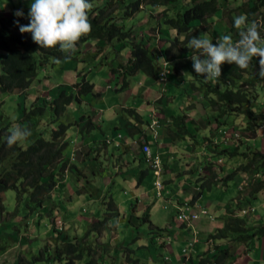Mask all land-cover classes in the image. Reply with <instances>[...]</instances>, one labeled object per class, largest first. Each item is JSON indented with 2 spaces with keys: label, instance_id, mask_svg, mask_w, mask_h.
<instances>
[{
  "label": "rangeland",
  "instance_id": "1",
  "mask_svg": "<svg viewBox=\"0 0 264 264\" xmlns=\"http://www.w3.org/2000/svg\"><path fill=\"white\" fill-rule=\"evenodd\" d=\"M134 1L136 0H121L120 3L115 4L112 16L117 27L133 32V38H115L112 43H101V50L94 43L93 45L91 43L92 48L90 49L88 45L84 44L81 48L84 53L79 56V59L70 62L60 60V63H56V59L52 58L51 64L39 71L36 82H41L40 84L47 88L46 92L42 90L47 100L59 96L66 87L72 89L74 81L75 84L80 83L84 76L94 85L93 95L86 96L90 105L83 106L82 110L86 108L89 109L88 113L95 112V116H97L96 130L90 134L93 136L88 135L90 137L85 140V144H88L89 138H92L94 145L106 138L114 139L115 127H123V122H127V120L139 127L141 125L136 124L138 119L152 124L156 113L159 114L156 117H160V111L154 112V107L148 102H154V97L159 95H166L170 98L174 96L173 106L178 108L180 113L176 114V117L184 116V112L189 110L188 91L196 102V106L200 107L201 112L207 116L203 118L207 125L209 121L216 124L215 116H219V110L216 107H208L207 102L202 101L201 94L192 88L196 77L191 72L193 67L191 63L189 66H185L187 62L177 65L172 59V70L176 65L182 66L180 67L182 76L179 78L180 85L171 87L168 94H166L167 88L164 91L162 88L166 84L159 86L154 82L155 80L154 83L148 80V76L144 73H140L139 78L136 77L137 74L127 76L128 79H126L127 77L124 79V75L118 73L121 70L120 67L127 66L131 60L132 42L145 43L146 45L147 42L143 36L148 41V32L153 31L151 32L153 35H157L156 29L160 32L159 48L152 45L148 47L155 56H159L162 60L169 59L167 49L170 46L168 43L170 40L180 39V36H183V40L180 41H184L187 37L185 33L173 34L175 30L166 24V16L162 14L165 7L145 6L134 16L129 17L127 9L123 7ZM219 1L222 2V0ZM33 2L34 0H0V18L14 15L17 10H22L24 16L28 17ZM244 2L245 0H229L224 11L212 17L211 22L214 24L208 26L206 31L203 28L197 29L193 36L199 37L206 33L214 43V35L218 39L228 32V29L232 27L231 20L242 15L243 10L237 8ZM232 9L234 11H231ZM239 31L230 34L236 41L239 39ZM153 39L157 38L153 37ZM3 53L6 55L4 51L0 50V59L4 57ZM184 55L192 57L196 54L186 53ZM34 57H38V55L34 54ZM162 60L157 59V62L161 63ZM253 63L254 65L259 64V61L254 60ZM256 66L258 65L251 67V74L255 77L258 76L259 71ZM73 67H83L81 70H84L73 76L71 73ZM114 70L117 73H114ZM63 71H65L63 73L65 80H59V74ZM186 72L189 74L185 76ZM2 73L3 69L0 66V77ZM125 80L128 81L127 84H125ZM200 83L199 80L197 84ZM117 85H119L118 90L116 89ZM34 87H37L36 83ZM38 92L40 93L41 89L38 88ZM259 93L260 96L250 104V107L252 106L256 111L264 114V90ZM28 95L34 96V92L29 90L25 95L24 92L16 91L3 94L0 91V122L2 118L4 125L9 124L10 128L15 126L23 116V108L28 109L34 105L35 100ZM168 102L167 100L166 103ZM37 104V106H42L43 101H38ZM137 105L139 113L134 116L129 110H135ZM182 108L183 110H181ZM82 110L79 104H73L69 107L66 116L57 123L53 122L55 119L52 111L47 110L43 117H37L33 121L37 126L33 128L30 139L21 145L25 148L28 147L40 133H43L44 138L50 139V132L52 129L58 128L60 123L72 124L66 135V139L71 145L65 155H70L69 152L76 147L78 138L76 126L73 125L74 118L76 114H82ZM131 116H134V119ZM238 118L240 121L238 127L244 128L241 121L246 123L247 118L240 116L235 120ZM222 121H224L223 118ZM262 122L264 128V121ZM220 124L219 128L216 125L213 126L212 130L214 129V131H205L212 143L209 146H206L203 141L205 132H201L193 138L191 137L192 132L190 133L188 130L186 139L179 142L182 145L192 143L196 150L193 153L185 152L184 155L176 156L175 168L172 164L173 170L171 172L165 170L160 178L155 176V170L151 165L143 159L135 160L133 157H128L129 161L127 159L124 163L121 162L119 156L113 159L112 155L109 158L104 155L101 162L99 163L97 160L93 166L91 164H84V166L76 164L72 170L69 169L68 172L71 173L63 174V182L61 181L58 185L60 189L64 181L68 183L71 181V184L75 185L77 189L75 199L72 202L71 196H67L65 197L67 198L66 202L62 197L60 204L57 203L58 207L53 208V211H60L54 216L50 215L49 205L52 203L50 195L46 197L44 207L42 206L43 208L38 210L35 209L28 195L18 203L15 191L10 190L2 193V204L0 202V264H21V260L25 264H71V262L74 264H191V262H184L185 256L193 257L197 262L198 256L209 250L207 243L212 247L215 246L210 237L215 232L210 233V231L215 226H219L225 216L219 211L215 221L209 220V217H203L201 220L187 221L183 224L178 220L179 214L187 212V210L200 213L205 209L212 211L221 207H229V204L236 210L237 216L248 220L255 228H260L264 224V191L255 195L257 199H253L249 193L250 190L257 188L256 184L261 182V178L264 179V175L262 172H256L254 167L251 172L243 174L241 167L252 164L264 166L262 159L254 161L257 153L264 152V129L261 130L257 138H249L239 130L234 131L235 135L226 132L227 137L225 138H222L224 136L221 134L219 141H215L213 136L222 132V129L228 128L223 126L220 129L224 125L221 122ZM178 125H175L176 132L185 131L183 127L180 131L177 128ZM196 126L198 125L195 122L194 127L196 128ZM228 129L230 130V128ZM177 145L173 144L171 151ZM214 145L219 151L235 152L238 150L241 155L236 157L216 155L210 149ZM98 150L101 151V148ZM112 151L113 147H110V152L113 153ZM244 154H248V158H245ZM162 158L165 162L169 161L165 154ZM251 159L254 161L252 164ZM206 167L209 168L206 169ZM247 168L249 169V167ZM261 169L263 170L262 167ZM1 170L2 166H0V173ZM86 174L87 180L82 178ZM218 177L224 182L220 181ZM158 179L163 184L161 197L154 185ZM142 181H144L143 186ZM58 188L57 190H59ZM78 190L82 192L78 193ZM237 199L242 202L239 204ZM250 203H253L255 210L253 209L252 213L248 215H243V210L250 209ZM224 214L227 215V212ZM53 218L56 225L52 223ZM261 219L263 223L259 221ZM99 221L101 224L95 226V223ZM204 226H208L209 230L206 232L203 229L200 235L199 230ZM195 232L199 233L197 237L194 235ZM195 239H199V242L192 247L190 243H193ZM260 241L261 239L256 238L251 241V244L238 245L234 241L228 240L226 245L234 246V260L238 258L244 261L249 255L247 264H261L263 249L259 248ZM64 243L78 245L80 250L77 255H81V257L74 260L72 255L65 254L57 260L56 256L51 253L55 258L47 257L46 260H39L42 250L55 247V253L58 254L57 247ZM186 249L188 254H184ZM234 260L232 262L235 263Z\"/></svg>",
  "mask_w": 264,
  "mask_h": 264
},
{
  "label": "trees",
  "instance_id": "2",
  "mask_svg": "<svg viewBox=\"0 0 264 264\" xmlns=\"http://www.w3.org/2000/svg\"><path fill=\"white\" fill-rule=\"evenodd\" d=\"M107 1L109 2L105 5ZM116 1L105 0V3L101 4V0H89L93 4L92 10L89 12L92 31L87 36L82 37L76 51L67 57L58 48L42 49L33 41L31 33L20 32L16 21L18 20L20 25H27L29 24V17H17L15 15H11L8 18L1 17L0 50H3L6 55L0 64L3 69L0 77V91L3 94L16 91L18 93L24 92L26 95L29 90L34 91L33 86L36 83L40 69L50 65L52 58L61 61H73L79 59V56L84 53L81 50L84 44L88 45L90 49L93 43L100 47L101 43H112L115 38H133V32L125 31L117 27L113 22L114 5L120 3ZM228 3L229 0H222V2L219 0H136L123 8L127 9V15L132 17L145 6L165 7L162 14L166 16V24L179 35L185 33L187 36L184 41H180L179 38L169 41L170 46L167 49V56L169 59L176 60L186 53H197L196 50L187 47L188 40L197 29L203 28L206 31L208 26L214 24V22H211L212 17L223 12ZM237 9L243 10L242 14L247 16L249 22L256 21L261 25L260 32L261 36L264 37V0H245L244 4ZM231 11L234 10L232 9ZM231 22L232 27L225 33L227 35L233 34L238 30L234 27L233 19ZM233 41L236 40L233 38ZM132 46L133 52L129 64L127 66L122 65L120 67L122 71L120 70L118 73H122L125 79L127 76L143 72L154 80H158L161 64L157 62L156 56L149 49L148 45L133 41ZM98 49L101 50L102 48ZM34 54H37L38 57H34ZM254 60L259 61V58L254 57L248 69H240L234 64L225 63L222 65V75L216 81H206L204 77L195 74L196 81H193L194 83L192 84V88L201 94L202 101H206L208 107H216L219 110V116H215L216 124L221 125L222 118L226 117L228 119L230 116H244L247 118L248 121L244 123V128H240V132L246 134L249 138L259 137L261 130L264 129L262 127L264 114L256 111L252 106L250 107V104L260 96L259 91L264 90V79H261L259 76H252L251 74V67L253 68V66L258 65L256 67L259 68V64L254 65ZM52 70H55V68H52ZM62 73H65V71ZM114 73L117 72L114 70ZM199 80L201 83L197 84ZM169 81L170 77H167V80L162 84L167 85ZM127 82L125 80V84ZM64 90L52 100L44 99L42 106L36 105L39 92L37 94L34 93V96L28 95L35 102L31 108H24L23 119L18 121L19 126L29 129L32 134L33 128L37 126L33 121L37 117H43L49 109L54 115L55 121L53 122H59L66 116L70 106L80 102L83 97L94 93V85L84 76L80 83L72 86V89L66 87ZM129 111L134 116L138 115L136 110ZM172 119L176 125L184 122L185 117H172ZM2 121L3 119L1 118L0 166H2V170L0 173V202L1 194L12 190L17 194L18 203L22 202L24 197L28 195L35 209L40 210L44 207L46 197L56 189L62 180L63 174L66 173L65 171L72 170L76 166L70 165L65 155L70 146L66 135L72 124L66 125L60 123L58 128L52 129L50 132V139L44 138L43 133H40L25 148L21 144L12 147L7 145V136L11 128L9 124L4 125ZM222 123L230 127L233 125L231 123L228 124L227 120L226 122L222 121ZM75 125L81 127L80 134L82 135L96 129L92 116L86 117L82 115ZM183 128L187 131L186 127L183 126ZM228 128L227 131L229 132ZM185 131L184 133H188V131ZM226 132L221 133L224 136L222 138L227 137ZM30 136L27 139H30ZM244 139L246 140V138ZM140 143L143 146L144 140H140ZM210 149L212 153L220 156L236 157L241 155L238 150L235 152L229 150L219 151L216 145ZM90 150V148L84 147L82 150H78L75 156L80 159L86 153H89ZM244 156L248 158V154H244ZM261 159L264 161V152L257 153L254 161ZM254 161L251 159V164ZM252 165L247 166L249 169L246 166L241 167L243 174L251 172L254 167L256 172H262V175H264V166L257 165V168L254 164ZM208 168L206 167V169ZM256 185L257 188L250 190L249 193V196L253 197V199H257L255 195L264 191V179L261 178V182H258ZM238 203L240 204L241 201H238ZM250 209H255L253 203H250ZM235 211L232 208L230 216H226L223 219V227L217 229L215 234L210 236L215 246H210L207 252L200 254L197 262L194 258H190L189 262L191 264H226L234 253L230 248L222 249V241L227 242V240H232L238 245H248L256 238L264 239V224L260 228H255L248 220L237 216ZM259 221L263 223L262 219ZM55 222L53 218L52 223L56 225ZM100 224L101 222L99 221L95 223V226ZM53 249L47 248L42 250L39 260H46L47 257L51 258V253L56 256L57 260L65 254L67 256L72 255L74 260L81 257V255H77L80 247L76 244L64 243L58 246L56 249L58 254ZM54 256L52 258H55ZM186 257L184 258L185 263H187ZM21 264H25V262L21 260ZM71 264H74V262H71Z\"/></svg>",
  "mask_w": 264,
  "mask_h": 264
},
{
  "label": "clouds",
  "instance_id": "3",
  "mask_svg": "<svg viewBox=\"0 0 264 264\" xmlns=\"http://www.w3.org/2000/svg\"><path fill=\"white\" fill-rule=\"evenodd\" d=\"M120 1L121 0H118V2ZM104 3L105 0H101V4ZM92 8L93 4L89 2V0H34V2L31 3L30 11L28 13L29 24L20 25L18 20L16 21V23L19 26L20 32L31 33L33 41L42 49L58 48L59 51L64 53L67 57L69 54L76 51L77 45L82 37H85L91 33L92 24L90 22L89 12L92 10ZM14 15L17 17H23L24 13L22 10H17ZM233 24L236 29L240 30L239 39L235 42L233 41L231 35L225 34L221 35L217 39V42L214 44L213 40L210 39L206 33L201 34L199 37L192 36L188 40L187 47L189 49L196 50V52L198 53V55H194L191 57L193 61V69L197 76L204 77L206 81H216L221 77L222 65H224L225 63L234 64L240 69H248L252 63L253 58L258 57L259 71L257 75L261 79H264V37L261 36V25H259L256 21L249 22L247 16L243 14L234 17ZM3 55L5 57L4 53ZM4 57L0 59V64L2 63ZM157 59L162 60L161 58H159V56H156V60ZM171 61L172 59H163L160 63L161 71L159 73L158 81H160L161 83H163V81H161V75L163 76L164 73L169 71V74L167 76L169 77L170 74L173 73V70L171 69ZM55 62L60 63V60L56 59ZM187 74L189 73H184L185 76ZM53 98H51V100ZM84 98L87 97H83L81 101L77 102L76 104L81 103ZM38 99L36 100V105H38V101H43L44 99L47 100L43 93L38 96ZM82 115L88 117V115L79 114L76 118V122L74 123H77L79 117H81ZM22 119L23 118L20 117V120ZM74 123L73 125H75ZM150 125L153 128V123ZM30 135L31 132L29 129L22 128L19 126V123H17L16 126H13L11 129H9V135L7 136V145L9 147H12L17 144H22ZM107 142L108 144L111 143V141L108 140ZM145 145L149 144H144L143 146H141L142 152ZM144 159L149 165L153 167V170H155V176L157 178H160L161 174L164 172L163 161L161 160V158L159 157L161 161V166L159 169L155 167L154 162H148L146 160L145 154ZM68 171L69 170H66L65 172ZM157 172L159 173L157 174ZM157 183H160V189H158ZM154 185L159 192V196L161 197L163 192V184L158 179ZM252 210L253 209L243 210L242 214L248 215L249 213H252ZM202 211L203 210H201V213L197 212V214H200V218L193 221L201 220L203 217H209V220L211 221L216 220V218L210 215L209 211H207L206 209L204 211H207V215H203ZM185 213L189 214L191 212L187 211ZM186 222L182 223L184 224ZM198 234V232H195V237H197ZM198 242L199 239H195V241L190 244L193 247ZM186 250H184V254H188V250ZM190 258L193 257H186L187 262L190 261Z\"/></svg>",
  "mask_w": 264,
  "mask_h": 264
},
{
  "label": "crops",
  "instance_id": "4",
  "mask_svg": "<svg viewBox=\"0 0 264 264\" xmlns=\"http://www.w3.org/2000/svg\"><path fill=\"white\" fill-rule=\"evenodd\" d=\"M151 32H153V31H151ZM151 32H148V35H147L148 36V41L146 40L147 38H145V36H143V37H144L145 41L147 42L148 46L152 45L154 47L157 46L159 48L158 45L161 42V39L159 38L160 32L157 31V35H153V34H151ZM173 34L174 35L175 34L178 35L177 32H175V31L173 32ZM153 37H155L157 39L154 40ZM216 37H215V35L213 37L214 43L217 42ZM180 40H183V36H180ZM195 54L198 55V53H195ZM68 62H70V61H68ZM173 62H175L177 65L179 63H181V65H182V62H183V64H184V62L185 63L187 62L185 64V66H189L190 63L193 64V61H192L191 57L190 56L187 57L185 55H184V57L182 56L179 59L174 60ZM177 65L175 67H173V74L171 76H169L170 77V81L167 83L166 86L164 85L162 87L163 91L166 90V88H167L166 94H168L170 92L169 90L171 89V87H174L175 85H180L179 78H180V76H182V72H181L182 68H180V67H182V66H177ZM82 68L81 67H73L72 70H71V73L73 74V76L76 75V74H79V72H82L84 70V69L81 70ZM191 72H192L193 75L196 74L194 69H193V67L191 68ZM140 73H143V72H138L137 75H136L137 78L140 77V75H139ZM63 76H64V74L62 72H60L58 79L59 80L64 79ZM148 80H150L152 82L154 81V79L149 77V76H148ZM64 82L66 83L68 81H64ZM154 82L157 83L159 86H161V84H162L158 80H155ZM75 83L76 82L74 81V84ZM151 85H154V84H151ZM36 86L37 87L33 86V90H34L33 92L36 93V94L38 92V88L41 89V92L39 93V95L41 93H43L42 90H47V88L44 87L43 85H41L39 82H36ZM118 87H119V85H117V88H116L117 90H118ZM171 97L172 98L167 97L166 95L165 96L159 95L157 97H154L155 98L154 102H152V103L148 102L149 105L154 107V112L155 111L156 112L160 111V117H158V118L156 117V115H159L158 113H156L155 116H154L155 120H159V122H160L159 126H157L155 128L151 127L150 122H146V121L139 120V119H138V122L136 124H139L141 126L140 127L137 126V125L135 126L131 121L127 120V118H126L127 122H125V121L123 122V127H115V130L113 131L114 139L106 138L104 141L99 142L98 144L94 145V142L92 141V138H89L88 144H85V142H86L85 140L88 137L93 136V135H90V134L93 131H95L96 129L92 130L89 133H86L85 135H82V134H80V128L81 127L75 125L76 129H77V133H78V138H77V143H76L77 145H76V147L74 149L73 148L71 149V151L69 152L70 155L66 156L67 161H69L68 163L70 165L80 164V165L84 166V164H86V165L91 164L93 166L94 162L97 161V160L100 163L101 160H102V157L104 155H106V157H108V158H109L110 155H112L113 159L117 158V156H119V158L122 160L121 162H124V163L127 161L128 157H130V158L133 157L135 160L143 159L145 161L144 154L142 152L141 143H140V140H144V144H149L151 146V149H152V152H153L154 156H159L161 158V160H163L164 157L162 158V156H164V154L166 155V157L168 158L169 161L165 162V160H163L164 172H165V170H167L168 172H171V170H173L171 168L172 164L174 165L173 166L174 168H175V166L177 164L175 162V160H176L175 157L176 156L184 155L185 152L186 153H193L196 150V147L192 143H189V144L185 143L184 145H182L179 142L181 140H185L186 139V135H187L186 133H184V131L183 132L181 131V127L184 126V127L187 128V131L189 130L190 133L192 132V136L191 137H193V138L197 134H200L201 132H205V131L207 132L208 130L214 131V129L212 130L214 125H216V127L219 128L218 124H213V123L208 122V125H207V122H205L203 120V118H206L207 116H205V113L203 114L201 112V108L200 107L196 106V102L194 101L192 95H190V93L188 91L187 92V98H189V101H188L189 102V105H188L189 110H187L188 112H186V113L184 112L185 120H184V122H180L178 127H177L181 132H176V126L174 124V121H173L172 117H176L180 113L177 110L178 108H175L173 106V104H174L173 103L174 96H171ZM88 100H89L88 98H84V100L81 103H79V105L81 107V110H82L83 106L90 105V102ZM167 100L169 101L168 103H166ZM135 110H137V114H138L139 113V106L138 105H137V108ZM181 110H183V108ZM88 112H89V109L84 108V110H82V114L88 115L90 117L92 116L93 122L96 125L97 122L95 120L97 119V116H95V112L94 113L93 112L92 113H88ZM78 115L79 114H76V116L74 118L75 119L74 122H76V118L78 117ZM131 117H133V119H134V116H131ZM235 118L236 117H233V116L228 117V119L226 117L223 118V119H225L224 120L225 122L227 120L228 124L231 123L233 125H232V127H230L228 125L229 128H230L229 132L227 131V128H224V129H222V132L220 131L216 135H214L213 139H215V141H219V138L221 137L220 136L221 133H225L227 131V133H229L230 135H233L234 131H239L240 128H243V127H238L240 121H239V118L237 120H235ZM195 122L198 125V126H196L197 129L194 127V123ZM144 123H145V125H144ZM221 123H222V120H221ZM241 123L244 126L245 122H243V120L241 121ZM224 125H222L220 127V129L223 126L224 127H228L226 124H224ZM234 126H236L235 129H234ZM187 131H185V132H187ZM206 132H205V137L203 136V139H204L203 141H204V143H207V144H205L206 146H209V144L211 143V140L208 139V137L206 135ZM88 135H90V136H88ZM95 137H96V135L94 136V140H95ZM107 140L111 141V143L108 144ZM207 140H209V141L207 142ZM173 144H174V146H175V144L176 145L180 144V145H177V147L173 148L172 151H171V148H172L171 146ZM99 146H101L100 147L101 151L98 150V149H100ZM84 147L90 148L91 150H90L89 153H86L82 158L78 159L75 156V153L78 150H80V149L82 150ZM110 147H113V151H112L113 153L110 152ZM66 153H67V151H66ZM104 160H107V159L104 158ZM128 161H129V159H128ZM102 166H103V164H102ZM69 173H71V172H67L66 175H68ZM82 178L87 180L88 179L87 174L84 175V177L82 176ZM64 179L65 180H70L69 178L68 179L64 178ZM218 179L220 181H222L219 177H218ZM233 180H234V177H233ZM61 181L63 182V179ZM222 182H224V181H222ZM88 183H89V180H88ZM141 184L143 186L144 181H142ZM57 188H58V186L56 187L55 191H53L50 194L51 195V200H52L51 205H49L50 206L49 207L50 212L53 211V208H55V207L57 208L58 207L57 203L60 204V201H61L62 197L65 198L67 196L68 197L71 196L70 200L73 202V200L75 199V195L77 193V189H76L75 185L71 184V181H69V183L64 181L63 186L60 189L58 188L59 190H57ZM79 191L80 190H78V193L82 192V191H80V192ZM85 191H87V190H85ZM53 198L55 199L54 201H53ZM64 201L67 202V198H65ZM238 201L242 202V200H240V199ZM231 210H232V205L229 204V207H225V208L221 207V208H218V209H214L212 211L209 210V214L214 216L215 218L216 217L218 218V214L217 213L219 211H221V214L226 217V216H230ZM187 211L194 212V213L195 212L196 213L199 212V211H194V210H187ZM59 212L60 211H53L51 213V216H54L55 213H59ZM225 212H227V215L224 214ZM180 223H182V222H180ZM223 225H224V221L219 226H215L212 229V231H210V233L216 232V230L220 229L219 227H222ZM205 228H206V230H205ZM203 229L206 232L209 230L208 226L207 227L206 226L201 227V230H199L200 235H201V233H202L201 231ZM260 242H259L260 244H258V245H260L259 248L263 249V252L261 254V261L260 262H261V264H264V239H261ZM207 244L209 246V243H207ZM222 244H223L222 249L230 248L231 251L233 252V250H234V246L233 245H231V246L226 245V241H222ZM261 245H262V247H261ZM234 259L235 258L232 256L226 262V264H231V263L232 264H247V260L249 259V255L245 258L244 261H241V259H238V258H236L237 260H234ZM233 260L236 261V262L235 263L232 262Z\"/></svg>",
  "mask_w": 264,
  "mask_h": 264
},
{
  "label": "built area",
  "instance_id": "5",
  "mask_svg": "<svg viewBox=\"0 0 264 264\" xmlns=\"http://www.w3.org/2000/svg\"><path fill=\"white\" fill-rule=\"evenodd\" d=\"M165 65H166V64H165ZM168 74H169V71H167L166 73H164L163 76L161 75V81H163V82L166 81ZM157 126H159V122H158V120H155V121L153 122V128H155V127H157ZM143 153L145 154L146 160H147L148 162H154L155 167H156L157 169L160 168V166H161V161H160L159 157H154V156H153V153H152V150H151L150 145H145V146L143 147ZM158 173H159V172H157V174H158ZM157 187H158V189H160V187H161L160 183H157ZM202 214H203V215H207V211H204V210H203V211H202ZM199 218H200V214L192 213V212L189 213V214L183 212V213H181V214L179 215V217H178V219H179L180 221H182V222L193 221V220H197V219H199ZM186 251H187V250H186Z\"/></svg>",
  "mask_w": 264,
  "mask_h": 264
}]
</instances>
